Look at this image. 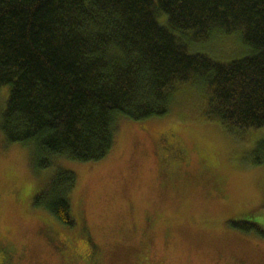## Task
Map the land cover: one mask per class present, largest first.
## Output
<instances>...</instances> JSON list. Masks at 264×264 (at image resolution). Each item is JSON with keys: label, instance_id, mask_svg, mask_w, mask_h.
I'll use <instances>...</instances> for the list:
<instances>
[{"label": "trees", "instance_id": "trees-1", "mask_svg": "<svg viewBox=\"0 0 264 264\" xmlns=\"http://www.w3.org/2000/svg\"><path fill=\"white\" fill-rule=\"evenodd\" d=\"M226 35H241L250 54L219 63L186 43ZM188 83L205 90L208 120L264 128V0H0V90H10L0 132L39 170L105 160L121 120L169 115ZM75 185L57 169L33 205L72 228ZM0 256L13 264L10 246Z\"/></svg>", "mask_w": 264, "mask_h": 264}, {"label": "rangeland", "instance_id": "rangeland-1", "mask_svg": "<svg viewBox=\"0 0 264 264\" xmlns=\"http://www.w3.org/2000/svg\"><path fill=\"white\" fill-rule=\"evenodd\" d=\"M217 37L186 43L219 63L250 54L241 35ZM206 105L198 83L179 86L169 115L121 120L105 160L45 171L0 132V245L13 264H264V128L230 131ZM57 169L76 176L72 228L33 205Z\"/></svg>", "mask_w": 264, "mask_h": 264}, {"label": "flooded vegetation", "instance_id": "flooded-vegetation-1", "mask_svg": "<svg viewBox=\"0 0 264 264\" xmlns=\"http://www.w3.org/2000/svg\"><path fill=\"white\" fill-rule=\"evenodd\" d=\"M165 166V165H164ZM163 166V167H164ZM166 167V166H165ZM161 169H162V167H161ZM163 171H165V168L164 169H162ZM164 184H169V182H166V183H164ZM87 235H89L88 233H87Z\"/></svg>", "mask_w": 264, "mask_h": 264}]
</instances>
